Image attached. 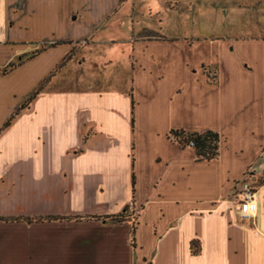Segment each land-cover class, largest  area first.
<instances>
[{"label": "crops", "instance_id": "1", "mask_svg": "<svg viewBox=\"0 0 264 264\" xmlns=\"http://www.w3.org/2000/svg\"><path fill=\"white\" fill-rule=\"evenodd\" d=\"M128 3L125 23L130 28L123 38H96L101 21L83 38H0V56L11 57L0 63V170L16 165L21 174L36 178L43 198L50 187L66 186L61 195L72 207L86 195L119 187L122 199L113 201L120 205L117 210L99 203L79 208L84 212L36 218L127 213L123 226L131 235L136 264H264V0L239 5L262 12L260 20L236 23L211 36L200 30L189 34L181 17L167 32L137 29L129 0H116L108 8L102 0H90L89 6L94 12L104 7L103 20L109 21ZM34 4L36 11L25 19L19 9L14 12L25 31L59 25L53 4ZM75 12L63 10L61 18L85 20ZM196 14L199 19L200 8ZM13 20L2 27L15 25ZM55 43L64 44L41 50ZM30 50L40 52L3 72ZM18 75L28 76L31 86L16 102L2 90L18 89ZM173 129L218 132V159L197 162L191 147L169 138ZM249 178L258 212L253 221H244L236 195Z\"/></svg>", "mask_w": 264, "mask_h": 264}, {"label": "rangeland", "instance_id": "2", "mask_svg": "<svg viewBox=\"0 0 264 264\" xmlns=\"http://www.w3.org/2000/svg\"><path fill=\"white\" fill-rule=\"evenodd\" d=\"M34 1L37 0H0V38L14 37H50L53 38H75L88 37L92 33L94 23L101 21L102 26L96 31V38L101 36H117L120 38L128 34L126 21L131 13L130 3L120 12V14L109 21H104L103 12L105 8L111 7L116 0H102L105 6L97 10L92 9L90 0H38L47 4H53L54 11L59 13V25L34 26L32 30L25 31L19 25V21L26 18L28 13L34 8ZM261 0H129L134 4V19L137 29L141 26L147 28H162L168 31L175 27V19L183 18L189 34H194L200 30V34L211 36L220 30L229 29L231 25L252 23L255 19L260 20L262 12L246 11L243 7L257 3ZM57 2L61 3L57 9ZM177 4V6H176ZM73 8L76 12L85 15V20L71 21L62 19L63 10L71 13ZM200 8V18L196 14V9ZM16 9L22 14V18L16 20L14 12ZM28 12V13H27ZM75 12V13H76ZM77 14H74L76 16ZM15 17V25L3 28L1 24ZM260 17V18H259ZM127 18V19H126ZM18 21V22H17ZM131 21V20H130ZM31 22V20H30ZM132 24V23H131ZM21 27V28H20ZM127 28V29H126ZM132 28V27H131ZM55 29V30H54ZM161 32V31H160ZM15 46V43H9ZM17 46V45H16ZM79 45L75 48L77 49ZM6 51L10 52L9 49ZM36 51L30 50L23 56L16 59L12 64L16 66L21 62L31 59ZM74 53V52H73ZM11 57L0 56V63H6ZM64 58L58 67L62 69L67 63ZM63 64V65H62ZM15 66V67H16ZM37 72L42 74V67L37 66ZM11 68H7L9 71ZM57 70V71H58ZM56 71V72H57ZM70 70L65 72L69 75ZM28 74V73H27ZM30 76V74H28ZM16 78V77H15ZM18 89L10 85V88L2 90L3 95H8V91L14 101H19L23 92L28 90L31 82L25 81L28 76H17ZM41 81L40 85L47 81ZM15 80H12L14 82ZM24 83V90L21 86ZM47 84V82L45 83ZM38 85L30 94L35 93ZM45 86V85H44ZM13 90V91H10ZM15 90L18 96L14 98ZM49 167L51 162L47 155L42 159ZM60 164V162H59ZM67 187H50V195L43 198L41 186L36 178L21 174L16 165H11L7 169L0 170V217L36 218L48 213L71 214L84 212L79 208H94L108 203L111 209L117 210L119 206L114 205V200L122 193L119 187H108L104 193H95L91 196H84L72 207V203L67 200L62 192ZM61 197V198H60ZM114 205V206H113ZM101 207H96L100 210ZM107 210V209H105ZM116 222L109 219H95L87 216L79 218H69V220L42 221L29 224L23 219L10 222L0 221V264H136V254L132 247L131 235L127 236L123 223L127 213L116 215ZM123 220V221H122Z\"/></svg>", "mask_w": 264, "mask_h": 264}, {"label": "trees", "instance_id": "3", "mask_svg": "<svg viewBox=\"0 0 264 264\" xmlns=\"http://www.w3.org/2000/svg\"><path fill=\"white\" fill-rule=\"evenodd\" d=\"M64 43H55V44H50V45H43L41 50H45L48 47H55L58 45H61ZM40 51H36L34 53L37 54ZM73 52L71 55H69L64 62L69 61L73 57ZM63 65V64H62ZM16 65L11 64L8 68H14ZM8 70L5 69L3 72L6 73ZM40 85L38 90L31 95V97L23 104L22 109L26 108L30 102L37 96L38 91L41 90L45 83ZM10 125V122H8L5 127H8ZM169 138L174 142L180 145L183 148L191 147L192 150L194 151L196 161L197 162H210L218 159L220 155V147H221V136L218 132L213 131V130H207L204 132H193V131H188L185 129H173L169 133ZM92 218L99 219L101 217L98 216H93ZM104 219H109L110 221L116 222L117 216H106L102 217ZM20 219H23L24 222L26 223H33L34 221L36 222H42V221H58V220H69L68 217H54V216H49V217H40V218H17L14 219L12 217H0V221H6L10 222L12 220L18 221ZM123 221V220H122ZM134 236V232H133ZM134 240V239H133ZM192 250L194 254H197L198 251L195 250L194 248H197V241L192 242Z\"/></svg>", "mask_w": 264, "mask_h": 264}, {"label": "built area", "instance_id": "4", "mask_svg": "<svg viewBox=\"0 0 264 264\" xmlns=\"http://www.w3.org/2000/svg\"><path fill=\"white\" fill-rule=\"evenodd\" d=\"M236 204L239 216L244 221H253L258 212L257 193L251 178L241 184L236 195Z\"/></svg>", "mask_w": 264, "mask_h": 264}]
</instances>
